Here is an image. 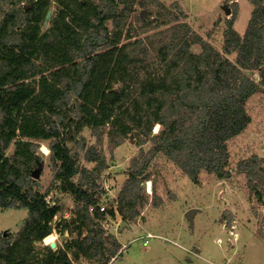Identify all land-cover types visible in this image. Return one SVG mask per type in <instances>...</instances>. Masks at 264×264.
Returning <instances> with one entry per match:
<instances>
[{
    "label": "trees",
    "instance_id": "trees-1",
    "mask_svg": "<svg viewBox=\"0 0 264 264\" xmlns=\"http://www.w3.org/2000/svg\"><path fill=\"white\" fill-rule=\"evenodd\" d=\"M249 1L253 12L244 36L233 40L231 61L184 24L155 55L141 40L123 44L136 0H56L45 32L50 0H0V210L19 204L29 211L15 238L0 237V264H74L76 253L100 262L105 215L91 213L99 202L85 183L73 186L87 129L110 127L140 146L153 143L118 198L119 217L129 225L142 218L143 185L156 158L175 163L196 185L202 172L231 178L227 143L246 132V104L264 93V0ZM26 4L34 7L26 12ZM158 125L162 131L153 135ZM40 142L49 144L55 172L43 195L32 179ZM260 163L246 161L237 172L253 179ZM57 192L73 197L76 221L62 226L65 247L38 250L63 212L48 200Z\"/></svg>",
    "mask_w": 264,
    "mask_h": 264
},
{
    "label": "rangeland",
    "instance_id": "rangeland-1",
    "mask_svg": "<svg viewBox=\"0 0 264 264\" xmlns=\"http://www.w3.org/2000/svg\"><path fill=\"white\" fill-rule=\"evenodd\" d=\"M50 2L52 16L56 13L57 3L56 0ZM24 7L28 12L34 5ZM227 9L230 15L226 14ZM252 12L253 5L249 0H136L123 44L141 40L155 55L174 38V30L184 24L204 42L235 61L233 40L236 35L244 36ZM49 21H45L43 32L48 30ZM110 28L112 30L113 26ZM228 28L231 29V45L224 43ZM193 50L200 52L198 47ZM252 77L260 81L258 73ZM122 86L123 83H118L116 88ZM246 111L251 118L248 129L227 143L228 167L232 172L229 180L220 181L215 175L202 172L196 185L175 163L163 157L156 158L153 178L143 185L148 203L142 210V218L124 230H121L123 220L119 214L112 212L101 222L104 237L109 240L104 246L114 253V257L109 252L103 257L100 251V262L90 263L79 259L76 253L71 257L74 264H264V93L250 99ZM110 129L107 127L98 133L87 129L82 133L85 145L79 151V174L73 181V186L85 183L84 190L95 194L96 200L108 211L115 209L129 173L153 150L152 142L140 146L134 136L132 139L115 136L110 134ZM160 131L162 127L156 126L153 135ZM38 145V156L44 169L39 180L32 179L36 182L35 191L43 195L55 172L49 144L40 142ZM13 154L14 146L7 151L9 158ZM254 158L262 163L255 170L253 179L237 172L240 164ZM38 168L39 164L33 172ZM99 168L102 171L97 173ZM48 200L53 205H60L63 212L53 223L54 240L38 243V250L51 244L56 246L53 250L65 247L69 234L61 232L62 226L66 221L73 224L76 221V206L71 195L57 192ZM15 206L0 210V237L9 234L15 238L29 217L27 209L19 204ZM192 209L201 211L195 215L193 227L186 217ZM148 234L155 238L149 239ZM111 242L114 244H108Z\"/></svg>",
    "mask_w": 264,
    "mask_h": 264
},
{
    "label": "water",
    "instance_id": "water-1",
    "mask_svg": "<svg viewBox=\"0 0 264 264\" xmlns=\"http://www.w3.org/2000/svg\"><path fill=\"white\" fill-rule=\"evenodd\" d=\"M25 9H28V8H25ZM226 14L227 15H230L231 14V12H230V10H226ZM50 16H51V12H49L48 13V16H47V20H49L50 19ZM143 16V15H142ZM230 32H231V29L230 28H228V30L226 31V33H225V35H224V43H226V44H228V45H231V42L229 41V34H230ZM115 92L117 93L118 92V90H115ZM131 139H132V137H131ZM43 169H44V165L42 164V163H40L39 164V168L35 171V172H33V174H32V178L34 179V180H39L40 179V175H41V172L43 171ZM173 198L175 197L174 195L172 196ZM201 211H199V210H196V209H192V210H189L188 212H187V219H188V221H189V223H190V225L193 227L194 226V217H195V215L197 214V213H200ZM125 228H130V226H129V224H127V223H125V222H122V225H121V230H124ZM105 241L106 242H108L109 240H108V238H106L105 239ZM50 247L52 248V249H55V245L54 244H51L50 245ZM101 249V251H102V255H103V257H106V253H105V250H107V252L109 251L108 249L109 248H107L106 246H103V247H101L100 248Z\"/></svg>",
    "mask_w": 264,
    "mask_h": 264
},
{
    "label": "built area",
    "instance_id": "built-area-1",
    "mask_svg": "<svg viewBox=\"0 0 264 264\" xmlns=\"http://www.w3.org/2000/svg\"><path fill=\"white\" fill-rule=\"evenodd\" d=\"M96 210H99V212L101 214H104L105 216H109V215L111 216L112 215L111 214L112 212H113L114 215H118V201L115 204V209L111 208L110 211H108V209L104 205H102V203H99L98 205H96V207H94V208L91 209V213H95ZM148 238L149 239H153L155 237L152 236V235H150V234H148ZM147 244H148V242L145 243L146 246H147Z\"/></svg>",
    "mask_w": 264,
    "mask_h": 264
},
{
    "label": "bare ground",
    "instance_id": "bare-ground-1",
    "mask_svg": "<svg viewBox=\"0 0 264 264\" xmlns=\"http://www.w3.org/2000/svg\"><path fill=\"white\" fill-rule=\"evenodd\" d=\"M44 150H45L46 154H49L48 153V149L45 148ZM54 238H55L54 236H50L47 239H45V242L46 243H50V242H52L54 240ZM105 253H107V250H105Z\"/></svg>",
    "mask_w": 264,
    "mask_h": 264
},
{
    "label": "crops",
    "instance_id": "crops-1",
    "mask_svg": "<svg viewBox=\"0 0 264 264\" xmlns=\"http://www.w3.org/2000/svg\"><path fill=\"white\" fill-rule=\"evenodd\" d=\"M162 245L164 246V248H165V245L162 243Z\"/></svg>",
    "mask_w": 264,
    "mask_h": 264
}]
</instances>
